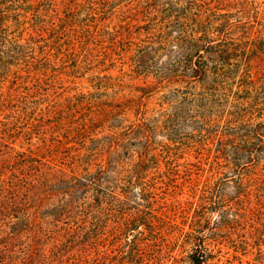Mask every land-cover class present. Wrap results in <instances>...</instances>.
I'll use <instances>...</instances> for the list:
<instances>
[{
  "label": "rangeland",
  "instance_id": "374dc122",
  "mask_svg": "<svg viewBox=\"0 0 264 264\" xmlns=\"http://www.w3.org/2000/svg\"><path fill=\"white\" fill-rule=\"evenodd\" d=\"M79 2L57 0L59 17H67L65 5H73L75 9ZM138 2L145 11L151 12L148 15L152 21L145 22L140 15L141 21L122 28L120 35L116 31L117 13L109 14L104 21L106 30L102 31L105 34L102 46L132 43V49L128 50L132 52L121 54L124 58L133 55L136 44L143 45L148 40V29L155 38L164 31L174 34L178 31L209 32L212 44L221 45V50L225 48L223 45L229 44V62L224 69L220 68L219 73L234 74L238 77L236 84L220 93L222 95L217 97L219 105H203L204 110H200L203 114H194L192 105H172L169 99L180 101L184 89L170 84L158 89L154 97L144 100L143 105H129L131 99L142 96L139 87L143 86V80L123 75L116 54L111 55L110 60L102 56L99 57L102 60L94 63L93 59L85 60L80 47L85 48L89 41L80 46L75 43V35L81 30L74 20L73 62L65 61L67 64H63L62 60L57 59L50 62L53 70H47L39 85L35 86L29 81L17 82L14 68L8 74L0 69V208L28 197L37 199L43 195L45 188L66 178L72 169V157L77 152H85L81 145L92 147V140H95L100 142L99 147H105L112 141V136L120 134L141 116L156 121L158 125H163L168 118L173 130L160 129L156 139V153H163L172 160L168 159L169 165H160V171L166 174V178L158 181L154 194L147 201L136 200L135 205L132 202L125 208L127 215L147 210L145 217L151 219L148 225L142 224L130 232V238L134 235L143 238L140 245L147 249L140 264H192L190 255L198 244L206 251L207 260L203 264H264V161L240 165L244 176L241 194L231 185L224 187L223 194L233 199L234 209L223 219L219 216L220 204L203 198L211 172L204 169L202 164L207 153L214 155L217 152L214 145L217 143L211 138L215 133H223L220 131L223 127L264 121V88L258 85L253 90H245L240 80L241 76L249 73L248 65H255L264 59V0ZM179 16L180 24L177 22ZM195 17L199 22L192 20ZM84 19V16L80 17V23ZM151 26L155 31L149 28ZM222 26L223 34L218 32ZM42 27L49 32V24L43 23ZM48 32H44L42 38H48ZM32 33L26 29L24 38H29ZM98 51L95 50L92 55L98 54ZM244 52L249 58L246 62L242 60ZM203 55L204 59L210 61L219 59L217 55ZM160 56L159 60L165 61L170 55L164 53ZM177 57L172 53V58ZM99 61H103V64ZM213 65L210 64V67ZM147 79L153 81V75ZM176 89L181 90L180 93ZM12 90L36 94V101L22 105L4 104V95ZM162 99L170 105H157ZM165 113L168 115L165 116ZM206 124L211 125L203 126ZM237 138L239 142L240 137ZM233 144L238 146L235 140ZM233 144H229L225 151L231 157L236 155ZM200 169L205 171L200 172ZM36 186L41 187L42 191L37 196ZM207 195L211 198V194ZM62 202L57 196L54 204L50 203L43 209L50 213L53 207ZM146 205L150 207L146 208ZM78 215L61 218L55 228L51 224V229L64 235L74 233V228L84 225L87 231L88 225L82 224ZM48 218L53 223V218ZM6 221H0V262L3 264H52L56 261L66 262L73 256L76 264L75 258L80 251H91L88 246L82 248L74 242L66 243V238H63L61 244L49 241L41 261L27 263L25 246L29 243L28 233L11 239L13 229L12 226L9 229Z\"/></svg>",
  "mask_w": 264,
  "mask_h": 264
},
{
  "label": "trees",
  "instance_id": "16d2710c",
  "mask_svg": "<svg viewBox=\"0 0 264 264\" xmlns=\"http://www.w3.org/2000/svg\"><path fill=\"white\" fill-rule=\"evenodd\" d=\"M137 2L138 0L119 2L80 0L75 9L73 5H65L67 17L64 18L59 17L57 0H0V69L8 74L14 68L16 71L14 78L17 82L29 81L35 86L39 85L43 82L42 77L46 76L47 70H53V67L49 66L50 62L53 63L55 59L62 60L63 64H67L65 61L73 62L75 20L81 30L75 35V43L80 46L89 41L85 48L80 47L85 60L93 59V63L98 59L102 60V57L110 60L111 55L116 54L118 56L116 61L120 63L123 75L143 80V86L139 87L142 96L136 100L131 99L129 105H143L144 100L152 97L166 84L178 85L184 89L180 101L173 102L169 99V102H172V105H192L191 111L194 114L199 112L201 114L200 110H204L203 105H219L217 97H220L222 95L220 93L226 88L236 84L238 77L225 72L219 73L220 68L224 69L229 62L231 52L228 49L229 44L223 45L225 48L222 50L219 48L221 45H213L209 32L178 31L174 34L171 31H164L155 38L148 29V40L144 41L143 45L136 44L133 55L124 58L121 54L131 50L132 43L126 42V45L122 43V46L113 47L102 46L105 35L102 31L106 30L104 21L109 14L117 13L116 31L120 35L122 28L138 24L141 21L140 15L143 21L148 23L152 21L148 15L151 12L145 11L144 6ZM122 3L123 7H120ZM82 16L85 19L80 23L79 18ZM180 17L177 18L179 24ZM192 20L198 21L196 17ZM43 23L49 24V32L42 27ZM224 26L218 28L219 33H224ZM92 27L100 32L91 31ZM149 28L155 31L152 26ZM26 29L34 33L27 39L24 38ZM44 32L49 33L46 39L42 38ZM89 45L94 47L88 48ZM97 49L99 53L92 55ZM101 49L103 51L100 54ZM235 51L236 49L233 52ZM164 53L169 54V58L165 61L159 60L160 55ZM172 53L178 57L172 58ZM203 54L217 55L219 59L210 61L204 59ZM93 56L95 57L92 58ZM100 56L102 57L99 58ZM243 56V61L249 60L245 52ZM99 62L103 64V61ZM160 63L164 66L159 65ZM210 64L214 65L210 67ZM248 66L249 73L240 79L244 89L253 90L258 85L264 88V59ZM252 69L255 71L251 72ZM150 75H153V81H148ZM176 91L180 93L181 90ZM4 96L3 102L7 105H22L36 101V94L30 95L27 91L23 94L12 90ZM164 104L170 105L165 99L157 105ZM167 115L168 113H165V116ZM166 119L163 125H158L156 121L146 120L141 116L120 134L112 136V141L105 147H99L100 142L95 140H92V147L81 145L80 148L85 152H77L72 157L70 165L72 169L66 178L55 181L56 183L45 188L43 195L37 199L28 197L23 201H12L2 205L0 221L7 220L9 229L12 226L13 233L11 232L10 238L18 239L21 234L28 233L27 239L30 244L27 243L25 246L27 263L41 261L44 248L49 241L61 244L63 238H66V243L74 242L82 248L88 246L91 250L90 253H87V250L80 251L75 258L76 264L141 263L147 249L140 245L143 238L137 235L130 238V232L142 224L148 225L147 222L151 219L145 217L147 210L127 215L128 211L125 208L129 203L134 204L141 199L147 201L154 194L158 181L166 178V174L160 171V165L161 163L169 165L168 159L172 161L171 157L156 153L158 148L156 139L160 129L173 130L168 118ZM86 131L87 129L84 130ZM220 131L211 138L217 143L214 144L217 152L214 155L207 153L202 162L204 169L211 172L203 198L220 204L219 216L223 219L234 209L233 199L223 194L224 187L231 185L238 190V194H241L244 176L240 165L264 161V121L227 126ZM237 136L240 137L239 142ZM233 140L238 146L233 144ZM231 143L236 149L234 157L225 152ZM204 169H200V172H204ZM35 188L37 189L35 196L42 194L41 187ZM207 194H211V198ZM57 196L63 202L53 207L50 213L46 212L43 208L50 203L54 204ZM75 214L82 217L79 218L82 224L88 225L87 231L84 225H78L74 228V233L64 235L53 229L61 218ZM150 216L153 218V215ZM48 217L57 222L52 219L53 223H50ZM12 221L13 224H10ZM190 258L192 264H203L207 260L206 251L201 244L197 245ZM52 264H74V256L66 262L56 261Z\"/></svg>",
  "mask_w": 264,
  "mask_h": 264
}]
</instances>
